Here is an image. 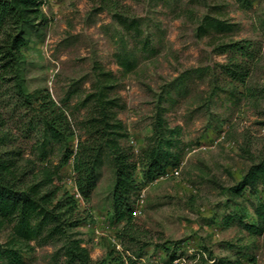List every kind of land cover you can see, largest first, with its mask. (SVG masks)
Returning a JSON list of instances; mask_svg holds the SVG:
<instances>
[{
    "label": "rangeland",
    "instance_id": "obj_1",
    "mask_svg": "<svg viewBox=\"0 0 264 264\" xmlns=\"http://www.w3.org/2000/svg\"><path fill=\"white\" fill-rule=\"evenodd\" d=\"M38 1L47 21L32 27L23 50L24 85L49 93L73 135L51 142L41 158L33 105L22 103L13 79H0L1 130L10 133L2 149L18 151L17 165L28 180L40 178L45 165L55 169L65 146L76 150L81 122L104 78L110 79L107 96L117 98L110 110L127 130L121 144L135 158L152 141L161 116L163 137L171 138L168 150L180 166L178 176L168 169L146 183L136 173L135 239L122 232L123 221L111 217L109 154L87 199L66 182L74 179L72 158L58 168L53 184L73 195L82 218L77 236L91 259L123 264V256L111 252L109 238L115 236L122 252L144 258L141 264H158L151 260L159 254L164 264L171 254V264H264V230L251 234L243 228L255 222L263 191L232 189L245 165L264 160V0ZM238 42L243 48L229 47ZM222 131L224 138L213 143ZM200 143L209 147L193 151ZM10 226L0 225V243L8 240ZM59 244L31 241L27 264H61ZM0 264H8L2 256Z\"/></svg>",
    "mask_w": 264,
    "mask_h": 264
},
{
    "label": "trees",
    "instance_id": "obj_2",
    "mask_svg": "<svg viewBox=\"0 0 264 264\" xmlns=\"http://www.w3.org/2000/svg\"><path fill=\"white\" fill-rule=\"evenodd\" d=\"M208 18L204 17V24L211 23ZM46 21L38 0H0V79H13L22 103L33 105L40 126V137L36 143L41 158L47 155L51 142L67 141L73 135L65 111L49 93H42L39 89L29 92L24 85L23 50L29 42L32 27L43 25ZM214 21L219 29L225 28L220 21ZM235 46L243 48L239 42L229 47ZM103 82L94 94L93 108L81 122L84 130L76 150L65 146L55 169L43 166L40 178L28 180L27 172L17 165L15 155L18 151L2 149L10 133L9 130H1L0 118V225H11L8 240L0 243V256L8 264H27L25 249H33L31 241L36 244L60 243L56 252L62 257L61 264H99V261L91 259L88 249L82 245V239L77 236L76 227L82 218L76 216L73 195L68 188L53 184L58 168L71 158L74 183L79 193L87 199L96 186L104 155L107 153L111 156L114 177L111 217L123 221L122 232L130 239H135L131 229L133 203L140 188L136 173L141 174L140 183H146L176 166L177 155L168 150L173 142L171 138L163 137L164 120L161 116H158L157 124L153 127L152 141L142 147L135 158L134 153L121 144L120 140L128 135L127 130L122 120L110 110L117 105L116 97L107 96L110 79L104 78ZM245 188L251 193L259 188L263 191V198L254 209L255 222L243 224L249 233L259 234L264 230V160L244 166L232 189L240 194ZM230 221L228 217L223 223L228 225ZM111 252L115 258L119 257L112 248ZM174 258L173 254L169 256L171 262Z\"/></svg>",
    "mask_w": 264,
    "mask_h": 264
},
{
    "label": "built area",
    "instance_id": "obj_3",
    "mask_svg": "<svg viewBox=\"0 0 264 264\" xmlns=\"http://www.w3.org/2000/svg\"><path fill=\"white\" fill-rule=\"evenodd\" d=\"M224 132L225 131H222L221 134L218 136V138L213 143H217L218 141L222 140L224 138ZM129 143L131 145H135V139L132 136H130ZM207 147H209V145L204 144V143H200L198 146L193 147V151L198 150V149H206ZM170 173L172 174V176H175V177L178 176L180 174V166L176 165V166L172 167L170 169ZM72 174H74L73 170H72ZM66 180H67L66 182L68 184H72V185L74 184L75 185L73 176H71V177L69 176L68 178H66ZM74 190H75L74 193L80 194L78 189H77V187H76V185L74 187ZM87 226H91V224L88 223ZM95 233H97V229H95ZM109 239H110V241L112 243V249L114 250V252L116 254H120L121 256H123V258H122L123 264H141V262H144V258L143 257L135 256L134 254H132L131 252H129L127 250H124V252H122L123 250H122V247L120 245V242L115 236L110 237ZM157 256L158 257L153 259V260H151V262L154 261V262H156L158 264H164L160 260L161 254H159ZM173 261H176V259L174 258Z\"/></svg>",
    "mask_w": 264,
    "mask_h": 264
}]
</instances>
